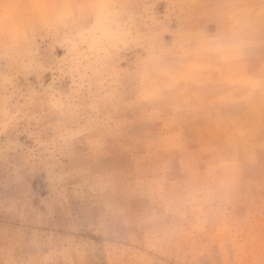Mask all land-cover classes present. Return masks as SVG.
Listing matches in <instances>:
<instances>
[{"label":"rangeland","instance_id":"obj_1","mask_svg":"<svg viewBox=\"0 0 264 264\" xmlns=\"http://www.w3.org/2000/svg\"><path fill=\"white\" fill-rule=\"evenodd\" d=\"M263 94L264 0H0V264H264Z\"/></svg>","mask_w":264,"mask_h":264},{"label":"crops","instance_id":"obj_2","mask_svg":"<svg viewBox=\"0 0 264 264\" xmlns=\"http://www.w3.org/2000/svg\"><path fill=\"white\" fill-rule=\"evenodd\" d=\"M257 99V100H256ZM257 101L258 115H264V94L261 97L254 98V103ZM263 101V102H262Z\"/></svg>","mask_w":264,"mask_h":264}]
</instances>
